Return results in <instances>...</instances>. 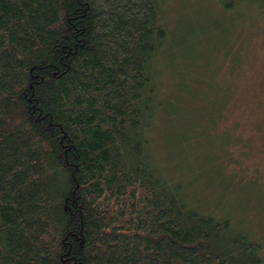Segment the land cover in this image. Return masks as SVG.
Wrapping results in <instances>:
<instances>
[{
    "label": "trees",
    "instance_id": "obj_1",
    "mask_svg": "<svg viewBox=\"0 0 264 264\" xmlns=\"http://www.w3.org/2000/svg\"><path fill=\"white\" fill-rule=\"evenodd\" d=\"M206 1L192 15L207 12L220 45L194 73L200 57H176L174 39L200 37L203 23L182 11L172 27L171 0H0V264H264L259 240L161 148L169 123L181 158L202 140L189 124L207 116L194 82L214 60L233 88L213 100L222 111L240 96L243 27L264 26V0ZM207 126L208 153L224 162L225 134Z\"/></svg>",
    "mask_w": 264,
    "mask_h": 264
},
{
    "label": "rangeland",
    "instance_id": "obj_2",
    "mask_svg": "<svg viewBox=\"0 0 264 264\" xmlns=\"http://www.w3.org/2000/svg\"><path fill=\"white\" fill-rule=\"evenodd\" d=\"M196 1L200 4L199 6ZM204 6H208L206 0H171L164 12L166 20L172 21V27L181 29L183 26V24L177 22L179 17H182V11L185 14V19H189L193 26H198V21L203 23L199 26L203 31L200 37L191 36L190 39L183 32V29L181 35H175L177 37L174 39L177 48L181 46L178 52H175L176 57L182 59V54H187L186 51L200 57L198 61L193 63L195 65H193L194 69L197 62L203 66L208 61H212V57L207 53L208 49L220 45L217 27L216 30L204 27L206 11L195 12L196 17L192 15V10L197 7L204 8ZM215 7L210 13L212 12L214 18L219 20V17H216L215 14L219 16L222 12L217 9V6ZM175 15L177 18L174 21ZM214 21L212 20L207 24H212ZM199 27L197 28V34L201 31ZM193 29L195 28L193 27ZM204 30L207 32L204 33ZM243 33L248 36L240 42L241 48L246 49L243 51L245 53L244 68L241 75H239L241 86L237 85V88L241 87L239 89L240 96H236L237 98L234 100L231 98L232 95L228 97L226 95L228 102L222 111L220 101L213 100L211 95H216V93L225 90L228 92L233 88L230 83L231 80L228 79L230 67H225L222 61L216 63V60H214L213 64H215L218 72H211L215 71V68L211 70L210 66H207L205 70L203 69L204 84L199 82L200 78L194 82L195 88H201L198 92L203 98L210 96L208 100H205V103L204 99L196 94L197 92L192 96V98L194 97L192 100L193 105L201 108L202 114L207 115L203 119L205 121L192 119L193 121H189L192 132L187 129L184 130L186 135H189V132L191 134L194 132L193 134H196L194 138L199 137L202 140L192 143L194 148L187 145L189 156L181 158L178 155L180 150L172 145V139L177 138L176 131H180L177 124L169 123L160 127L159 138L165 141V144L163 142V146L161 144L160 146H162L161 148L166 146L164 155L165 157L169 156L170 167L172 169L182 168L183 170L180 171L184 172L182 177L190 176L192 182L195 183L192 189H195L196 192H201L204 189L206 193H209V199L213 204L219 202L220 205L223 204L225 207L230 208L233 215L232 220H241L240 227H245L254 239L259 240L264 249V26L260 25L256 30H253L251 26H246L243 27ZM204 34L205 36H203ZM233 43H235V40ZM223 67L226 69H222ZM198 71V69H195L194 73ZM167 78L170 79V76H163L162 79ZM161 86L163 87V84ZM219 96L221 99V94ZM191 114L194 115L193 111ZM171 115H175V118L178 117L175 112ZM212 117L214 118L213 121L210 120ZM208 124H214V128H217L221 133L220 136H222V133L225 134L220 140L221 146L227 152L226 156L221 154L224 162L220 161L218 156H215L212 161L208 153L207 147L210 146L208 141L210 138L202 137V133H200L203 130L205 133L210 132ZM225 137H229V139L227 140ZM220 138L214 137L216 140ZM218 150L219 146L217 145L212 152ZM159 152L156 148L158 155ZM164 155L160 154L159 157L169 170L168 160ZM211 162L216 163L218 167L210 166ZM219 167L223 169L221 178L220 173L217 172Z\"/></svg>",
    "mask_w": 264,
    "mask_h": 264
}]
</instances>
